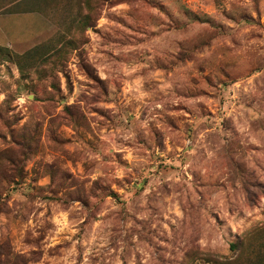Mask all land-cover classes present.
I'll return each mask as SVG.
<instances>
[{
    "label": "rangeland",
    "instance_id": "374dc122",
    "mask_svg": "<svg viewBox=\"0 0 264 264\" xmlns=\"http://www.w3.org/2000/svg\"><path fill=\"white\" fill-rule=\"evenodd\" d=\"M257 229L264 0H0V264H234Z\"/></svg>",
    "mask_w": 264,
    "mask_h": 264
},
{
    "label": "trees",
    "instance_id": "16d2710c",
    "mask_svg": "<svg viewBox=\"0 0 264 264\" xmlns=\"http://www.w3.org/2000/svg\"><path fill=\"white\" fill-rule=\"evenodd\" d=\"M261 229H257L253 234L252 238L248 239V243H244L241 252L237 254V256L233 259L232 263L234 264H264V238H260ZM260 238V239H259ZM256 243L253 244L252 242L256 240ZM236 247V244L233 245ZM234 249V248H233ZM248 249H251L249 254L247 255ZM11 253L8 252L7 255L9 256ZM247 255L242 263L243 256Z\"/></svg>",
    "mask_w": 264,
    "mask_h": 264
}]
</instances>
